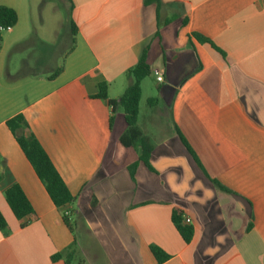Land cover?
<instances>
[{"label": "crops", "instance_id": "0c3cea01", "mask_svg": "<svg viewBox=\"0 0 264 264\" xmlns=\"http://www.w3.org/2000/svg\"><path fill=\"white\" fill-rule=\"evenodd\" d=\"M61 1L75 30L60 59L35 33L27 1L0 6L18 19L0 49V264H65L50 257L73 242L71 264H157L152 246L169 255L162 264H264V0H160L159 16L149 0ZM173 17L155 39L157 19ZM145 49L152 74L141 97L145 89L158 104L139 108L137 127L155 173L140 163L131 177L138 156L120 145L124 116L107 100L132 84L127 72ZM100 84L107 100L92 98ZM17 115L74 197L72 231L6 127ZM13 185L34 212L25 226L4 198ZM173 209L193 228L189 244Z\"/></svg>", "mask_w": 264, "mask_h": 264}, {"label": "trees", "instance_id": "16d2710c", "mask_svg": "<svg viewBox=\"0 0 264 264\" xmlns=\"http://www.w3.org/2000/svg\"><path fill=\"white\" fill-rule=\"evenodd\" d=\"M148 4L157 5V14L159 16L160 0L146 1L145 5ZM17 20V15L13 10L0 7V29L14 28L17 24ZM174 21L175 17L170 18L168 21H165V23L161 24L159 19H157V29L154 38L159 39V31ZM185 24V21H183L182 25L184 26ZM70 28L72 31L75 30L72 23H70ZM192 38H194L200 45L210 46L212 50L224 57V54L220 52L210 41L197 35H193ZM1 45L2 37L0 35V49ZM146 59L147 49L142 52L137 64L127 72V77L131 79L132 84L122 93L118 102L107 100V85L105 84H100L98 86L97 94L92 96V98L107 100L112 110L116 105H118L122 110L126 123V129L119 138V143L123 148L130 149L137 153L138 156L137 161L128 166V171L131 177H133L135 170L140 163H142L149 171L155 173L150 164V155L153 151V145L148 138L142 135L137 127L139 102L141 98V84L152 74L149 66L147 65ZM60 72L61 69L57 71V73L52 78L57 76ZM157 104V98L147 100V105L149 107H154ZM111 124L112 121H110V126ZM6 127L16 139V142L18 143L27 161L32 166L36 176L43 184L52 203L60 211L65 226L70 231H72L68 216L64 215V211L66 210V207L74 201V197H72V195L69 193L60 175L50 162L48 156L43 151L36 138L29 132V127L24 117L17 115L9 119L6 122ZM178 136L190 158L193 160L196 166L202 170L198 159L196 158L192 149L189 147L186 140L179 133ZM210 181L216 189L227 191L217 181ZM4 198L13 216L18 221L22 222V226H25L28 223V219L33 215L34 212L22 189L18 185L11 186L4 192ZM171 223L176 232L181 237L182 241L185 244H189L193 236V228L183 220L182 213L179 210H172ZM5 229L6 221L0 213V231H4ZM75 249L76 243L73 242L65 252L52 255L50 260L55 262L64 259L65 264H71L74 260ZM150 252L155 258L157 264H162L169 259V255L165 254L157 247H150ZM77 264H81V262H78Z\"/></svg>", "mask_w": 264, "mask_h": 264}, {"label": "rangeland", "instance_id": "374dc122", "mask_svg": "<svg viewBox=\"0 0 264 264\" xmlns=\"http://www.w3.org/2000/svg\"><path fill=\"white\" fill-rule=\"evenodd\" d=\"M10 1L23 3L27 1L30 5L35 33L37 32L46 39L48 46L52 47L48 51L59 54L58 59L72 48L69 12L66 4L61 0H0V6L8 5ZM0 35L3 37L5 34L1 33ZM148 95V91L144 89L139 102V116H142L148 110L146 102ZM75 235L78 237L77 239L82 238V235L77 234V232H75Z\"/></svg>", "mask_w": 264, "mask_h": 264}, {"label": "built area", "instance_id": "2783aa9c", "mask_svg": "<svg viewBox=\"0 0 264 264\" xmlns=\"http://www.w3.org/2000/svg\"><path fill=\"white\" fill-rule=\"evenodd\" d=\"M10 30H11L10 28L0 29V33L9 32ZM153 75L156 78V83L161 84L163 82L162 76L158 72H153ZM64 215L69 216L68 210L64 211ZM185 222L187 223L186 220H185Z\"/></svg>", "mask_w": 264, "mask_h": 264}]
</instances>
